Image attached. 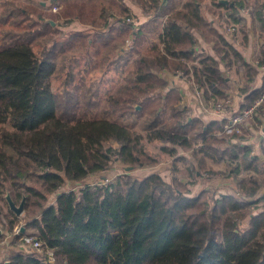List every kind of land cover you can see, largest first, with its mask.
<instances>
[{
	"label": "trees",
	"instance_id": "trees-1",
	"mask_svg": "<svg viewBox=\"0 0 264 264\" xmlns=\"http://www.w3.org/2000/svg\"><path fill=\"white\" fill-rule=\"evenodd\" d=\"M132 1L147 19L167 16L161 44L134 58L100 116L77 119L67 108L57 114L52 88L56 47L44 48L39 56L28 36L1 46L0 214L5 209L6 234L23 221L24 233L55 248V264H264V139L260 155H252V146L239 135H219L226 119L190 117L180 89L162 77L182 71L189 83L192 74L204 98L216 100L228 97L223 66H235L243 78L238 112L252 107L264 92V45L256 66L246 61L234 38L208 16L203 0H185L181 8L176 7L181 0ZM53 2L63 3L59 13L22 10L23 19L37 15L27 26L53 38L60 30L47 19L84 21L86 5ZM246 6L242 0L228 3V26L231 18L244 19ZM255 20L264 33V4ZM144 29L130 23L120 27L121 34L134 39L128 56L138 52ZM77 35L70 39L78 41ZM82 41L86 45L88 38ZM200 41L210 53L198 49ZM259 117L264 118V102L257 108ZM130 119L134 124L127 123ZM164 124L183 152L176 159L191 163L187 172L195 178L201 174L194 164L203 168L207 160L224 162L227 171L220 178L227 185L220 193L205 188L192 194L177 177L167 181L149 172L160 160L146 142L161 138ZM194 141H201L199 148ZM115 164L149 173L125 172L107 181L104 174ZM93 176L99 180L85 184ZM69 183L74 186L64 191ZM7 195L16 206L24 201L21 216L10 209ZM12 238L0 264H52L45 250L23 247L20 237Z\"/></svg>",
	"mask_w": 264,
	"mask_h": 264
},
{
	"label": "rangeland",
	"instance_id": "rangeland-1",
	"mask_svg": "<svg viewBox=\"0 0 264 264\" xmlns=\"http://www.w3.org/2000/svg\"><path fill=\"white\" fill-rule=\"evenodd\" d=\"M204 1V7L205 11L207 12L208 16L214 20V23L218 27L220 31L225 33V31L228 30V37L234 38V42L241 43L245 45H250L253 49L252 53H250L252 64L254 66L257 65V59L260 55V49L261 45L257 43V39L255 38V34L249 33L250 30L253 32L259 34L258 27L255 26V22L253 23V20H255V15L257 11H259L262 1L261 0H242L244 2V5H247L245 9L242 10V13L246 15L243 17L244 19L240 22H235L232 18V24L229 26L226 23V20L228 18V15L230 11L226 8L228 3L232 0H203ZM238 1V0H237ZM261 1V3H260ZM50 9L49 12L48 9H41L39 8V4L37 6H28L26 4V0H5L0 2V48L1 46H4L6 44H9L11 40H23V37H33L32 45L35 50V52L41 56L42 51L44 48H50V46H47L48 39H52L49 36L46 35H40L38 34L37 27L32 26L30 28L27 26L28 24H31L33 20H37V15L35 16L32 14L31 16H28L27 19H23V16L21 15L22 10L30 8H36L38 11L45 12L46 14H50L53 10V7H55V3L51 0L49 1ZM62 4L58 7V12L52 13H59ZM220 4H224L223 7H220ZM30 15V14H29ZM128 18V15H124V17H120L117 21H123L124 19ZM31 19V20H30ZM57 22V27H59V36H55L53 38L61 39V38H70L71 34L74 30L69 29V27H65L64 23H69L70 26L73 24V19L60 16ZM245 21V22H244ZM47 22V21H46ZM50 23V22H49ZM259 25V24H258ZM254 29V30H253ZM28 32L27 34H25ZM40 33V32H39ZM261 35V33H260ZM239 42H236V41ZM61 41V40H59ZM59 43V44H58ZM56 45V51L57 54V66L56 70L52 77V88L53 92L55 94V97L57 98V101L59 103L60 109H58L57 114L62 115L64 112V109H68V111H73L75 114V117L78 119L80 117H91V116H100L101 112V106L104 103L103 101L105 98L102 99V93L101 90L97 91L96 88L99 87L98 85L99 81H97L98 75H95L94 73L89 74L88 71L85 70V72L82 71L81 68L73 67L72 65L74 63H78L77 61H61L60 58L64 57V51L63 53H59L62 48V42H58ZM264 44V43H263ZM256 46V48H255ZM76 48V47H74ZM251 49V50H252ZM131 51L134 50H128L121 55V61L127 65L126 67L116 69L111 72L107 73V76L102 75L103 79H111L113 81V85H117V83L120 82V80L125 79L126 75H128V72L131 67V63L134 60L135 54L133 56H127L131 53ZM205 52L210 53V49L206 50ZM70 51L68 50L66 52V56L69 55ZM74 57L78 54L86 53V50H83V52L80 50L78 51L75 49ZM89 53V52H87ZM89 56L91 53L88 54ZM120 58V57H119ZM131 62V63H130ZM65 65V67H64ZM124 66V65H123ZM99 71L98 67H93L92 72ZM223 76L227 79V86H228V99L229 104L226 103L224 105V108L219 115H226V121L231 116V113L237 110L240 107V99H239V93L241 92L240 89L243 86V78L242 76L237 72L235 66L230 67H224L223 66ZM87 78H90V82L87 81ZM186 79V78H184ZM96 83V85L94 84ZM120 84H118L119 86ZM103 86V85H102ZM115 87V86H114ZM241 98V97H240ZM95 107H91V105L95 104ZM97 103L99 104L97 106ZM138 109V108H137ZM188 110V109H187ZM202 110V109H201ZM202 112H204L202 110ZM230 113V114H229ZM208 117L213 116L211 114L205 113ZM187 115L190 117H194L193 110H188ZM75 119V120H77ZM75 122V121H74ZM128 124H134L133 120H128ZM161 132V138L147 141L146 145L150 152L153 153V155L157 156L159 158V163L152 168V170H149V172H157L164 177L167 181H169L173 177H177L180 181H182L186 189L192 192V194L199 192V190L209 188L211 190H218V193L222 191V188H224L227 185V182L223 183L222 179L220 178L222 174H226L227 168L223 161L220 162H214L213 160H207V164L205 167L200 168L199 164L196 163V167H198L201 176L198 178H195L196 176L191 175L189 172H187V166L188 165L182 161H179L177 156L180 154H183V152H180V147L177 145V139L173 137L171 134L169 135V132L166 128V124L162 125V127L159 129ZM264 118L259 117V120H257L255 117L254 119H250L245 123L243 132L241 135H239V140H245L248 144H250L253 148L252 155H260L259 149L261 146V142L264 139ZM201 142V141H199ZM198 141H194L193 145L195 146V149L199 148ZM177 148L176 150L178 152L177 155L173 156L171 150ZM176 162V163H175ZM191 162V161H190ZM129 167L123 168L121 165L115 164L111 167V169L105 173L104 175L108 178L107 181H110L114 179L119 174H124L125 172L131 173L134 176L142 177L147 174V170H133L128 169ZM175 168V170H174ZM148 172V173H149ZM99 178L97 176L90 177L86 180L85 184H91L96 181H98ZM73 183H69L64 187V191H69L73 187ZM74 190H78V187ZM8 197V195L6 196ZM19 207V206H17ZM6 211L4 209V214H0V220H2L5 224L6 217H5ZM21 216V215H20ZM19 226L24 225V222ZM19 244V243H18ZM7 249L3 251L2 255L0 256V261L4 259L5 253L11 248V246L6 247Z\"/></svg>",
	"mask_w": 264,
	"mask_h": 264
},
{
	"label": "crops",
	"instance_id": "crops-1",
	"mask_svg": "<svg viewBox=\"0 0 264 264\" xmlns=\"http://www.w3.org/2000/svg\"><path fill=\"white\" fill-rule=\"evenodd\" d=\"M49 1L51 0H26V4L28 6H35V5L37 6V4H39L40 5L39 8L43 10L50 8L51 4L49 3ZM70 1L84 4L87 7V10L83 17L84 21H81L78 18H72L73 19L72 26H70L69 23L67 22L63 24L65 27H69V29L74 30L73 33L78 34L77 35L78 41H72L67 36L66 38L65 37L61 39L58 38L56 40L55 38H52V39H48L47 46L57 47L58 45L56 44L58 42H62L61 45L62 50L59 53H63L64 51V57L60 58V60L63 61L64 59L65 63L66 61L68 62L77 61L78 63H74L72 65L73 67L81 68L83 72H85L86 70L88 71L89 74L94 73L95 75H98L96 80L99 81L98 85H100V88L97 87L96 90L97 91L101 90L100 92H103L102 99L105 98L106 100L117 91L119 87L118 84L123 83L124 79L120 80V82L117 83V85L116 84L113 85V81L111 79L109 80L103 79L102 75L107 76L108 75L107 73L113 72L115 68L120 69L126 67L127 65L123 63L124 60L123 62L120 60L121 55L127 51L128 39H132L130 41L134 45L133 36L120 33V27L123 26L124 24H127L126 19H124L123 21H117V20L120 17L123 18L126 13L128 17H133L138 22L139 24L138 26H134L132 24L134 29H139L141 26L145 25V29H144L145 40L141 45L137 46L138 52L135 54V57H137L139 54L142 55L150 54L152 52L153 47H156L161 44L160 38L163 33V27L167 19V16H163V17L157 16L147 19L143 15L141 10L136 6V3L132 0H70ZM166 1L167 0H163V2ZM184 1L185 0H181V2L177 1L176 7L181 8ZM261 1H260L261 5L264 4V0ZM49 10L50 9H48L47 11L49 12ZM242 16L245 17L246 15L242 13ZM46 21L50 22L52 20L47 19ZM57 22H61V21L57 20L56 22H53L54 24H52V26L55 27L57 25ZM254 22H255V26L261 29L259 22L257 20H253V23ZM228 30L229 28L227 29V31ZM249 33L250 35L255 34L254 36L257 39L258 44H260L261 46L264 45L263 44L264 33L262 32V30L259 31V34L258 32L255 33L252 30H250ZM84 37L88 38V42L86 45L82 41ZM236 42L239 41L237 40ZM234 44L236 45L235 42ZM203 45H204L203 41H200V45L198 46V49H203V51H206V48H204ZM237 45L238 46L236 47L240 50V52L244 54L246 61L252 63L250 53H252L253 49L251 48V46L250 45L247 46L245 45V43L244 44L237 43ZM75 49H77L78 51L81 50L82 52L83 50H86V53L78 54L76 55V57H74L75 54H77L74 53ZM68 50L70 51V53L69 55L66 56V52ZM87 52L91 53V55L89 56L88 55L89 53ZM57 54L58 52L56 53V55ZM93 67H98L99 71L92 72ZM132 67H133V61L131 63L130 69ZM162 77L168 80L171 86L180 89L181 101H182L181 105H183L188 110L189 109L193 110L194 117H198L205 122H209L212 119L225 120L227 118L226 115H220V116L213 115L210 117L205 115L204 112H202L199 104L195 101L189 83L184 78L176 77L168 72L163 73ZM87 81L90 82V78H87ZM94 84L96 85V83ZM225 99L227 100L228 98ZM239 99L241 106L242 98H240L239 96ZM238 109H240V107ZM237 110L232 112L231 115L234 114ZM12 239H13L12 236H9L6 243L0 246V256L2 255L3 251L7 249L6 247L12 246V244H10ZM6 254L7 253H5L4 256H6Z\"/></svg>",
	"mask_w": 264,
	"mask_h": 264
},
{
	"label": "built area",
	"instance_id": "built-area-1",
	"mask_svg": "<svg viewBox=\"0 0 264 264\" xmlns=\"http://www.w3.org/2000/svg\"><path fill=\"white\" fill-rule=\"evenodd\" d=\"M52 11L58 12V7L57 6L53 7ZM126 22L133 24L134 26L139 25L138 22L133 17L126 18ZM130 40L132 39L127 40L128 50L134 49V45ZM174 76L187 79V76L184 77V72L182 71H177L176 74H174ZM188 77H189L188 79L189 85L193 92V97L195 101L199 104L201 109L205 113L220 116L219 114H221L224 105L228 103L227 100L225 98L216 99V100L205 99L199 84L194 79V76L190 74L188 75ZM263 102H264V92L252 107L239 110L238 112L232 114L228 118L223 131L220 132L219 135H227V136H230L232 134L241 135L245 123L252 118L254 119L259 104ZM5 229H6V224L2 220H0V246L6 243L9 236L20 237V242L18 243H20L23 247H30L32 249H36L39 251L45 250L47 253V261L52 264H55L57 262V258L54 253L55 248L49 247V245L40 236L22 232L21 226L15 227L14 230L10 232V234H6Z\"/></svg>",
	"mask_w": 264,
	"mask_h": 264
},
{
	"label": "water",
	"instance_id": "water-1",
	"mask_svg": "<svg viewBox=\"0 0 264 264\" xmlns=\"http://www.w3.org/2000/svg\"><path fill=\"white\" fill-rule=\"evenodd\" d=\"M51 24H54L52 21H50ZM128 169H132V167H129ZM7 200L10 204V209L16 213V215H22L24 210V201L21 203L19 207L14 205V203L11 201L10 196L8 195ZM21 231L24 232V227H21Z\"/></svg>",
	"mask_w": 264,
	"mask_h": 264
}]
</instances>
